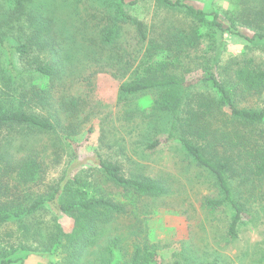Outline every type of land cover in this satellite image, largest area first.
<instances>
[{
    "label": "rangeland",
    "instance_id": "obj_1",
    "mask_svg": "<svg viewBox=\"0 0 264 264\" xmlns=\"http://www.w3.org/2000/svg\"><path fill=\"white\" fill-rule=\"evenodd\" d=\"M184 1L219 14L225 27L243 35L264 34V0ZM125 2L127 14L144 23L146 40L135 24L118 15L113 0H0L5 38L0 112L21 110L53 125L0 128V145H7L16 161L33 158L38 165L37 177L29 182L0 166V215L11 217L0 224V264L9 259L24 264H264V175L259 170L264 123H233L224 107L225 114L193 138L205 145L218 137L223 144L209 149L213 155L237 161L242 152L248 165L229 176L245 206L232 236L235 209L230 203H211L223 198L215 176L180 141H165L171 116L157 103L165 91L121 90L163 64L186 82L209 70L224 80L227 71L235 103L264 110V75L254 86L246 79L254 69L264 72V40L250 42L159 0ZM110 28L114 40L107 43L102 39ZM191 29L197 33L193 42L187 39ZM174 37L184 39L183 45L175 42L171 51L164 45L179 40ZM45 40L47 45H41ZM21 44L28 45V52L15 49ZM40 66L51 69L55 80L40 73ZM193 90L214 96L207 86ZM159 139L164 142L149 148ZM100 161L119 166L126 178L156 182L160 190L146 193L118 185ZM58 185L56 199L64 204L107 198L124 209L100 222L76 256L74 243L63 237H76L81 211L65 213L48 204L33 208Z\"/></svg>",
    "mask_w": 264,
    "mask_h": 264
},
{
    "label": "trees",
    "instance_id": "obj_2",
    "mask_svg": "<svg viewBox=\"0 0 264 264\" xmlns=\"http://www.w3.org/2000/svg\"><path fill=\"white\" fill-rule=\"evenodd\" d=\"M115 2L118 15L121 18L129 20L137 26V29L142 36V39L147 38L145 33L144 23L137 21L132 18L126 12V2L125 0H113ZM166 6L186 12L187 15L194 17L197 21L206 22L211 27H215L222 31H230L233 34L243 36L250 42L257 43L264 40V34L256 33L253 36L243 35L238 30H234L232 27H225L223 22L219 19V14L208 12L202 9H198L195 6L187 3L184 0H159ZM132 3V2H131ZM115 29L110 28L102 39L107 43L113 42ZM188 41L193 42L196 40V30L191 29L190 35L187 34ZM173 39L178 40L174 37ZM181 39V38H180ZM170 40L165 43L164 46L172 51L171 45L175 42L183 45L184 40ZM46 41L41 45L45 46ZM101 41L103 44L104 42ZM52 39L48 40V44H52ZM0 45H5V38L3 33L0 32ZM15 49L24 54L28 52V45L21 44L15 46ZM168 69V70H167ZM38 71L44 75L51 77V80H55V75L53 71L47 67L40 66ZM152 74L149 77L141 79L136 82H131L123 84L121 90L127 94L140 93L151 89L164 90V94L161 96L160 101H158V108L162 111L167 112L171 116L170 128L168 136L165 141H180L187 153L200 165L208 169L216 179V182L221 189L223 198L220 200L212 201L213 204L230 203L235 209L236 214L234 216L233 222L231 224L230 233L235 236L237 233V226L243 216L245 211L244 203L240 201L239 196H237V190L232 187L230 183L231 174L237 172V167H241L243 172L246 170L248 165L243 164L240 152L237 155V161L233 158L231 159H220L218 155H213L209 149L214 147H219L223 144L222 139L218 137L214 138L210 143L201 145L199 142L195 141L194 135L201 137L202 132L208 131L211 120L217 118L219 114H225L223 108H228L230 111L231 122L242 123V125H259L264 123V110H250L240 108L233 98L231 91L228 88L229 82V72H225L224 76L226 78L221 79L219 75L213 71L209 70L203 76L198 77L192 81L186 82L185 79L173 74L168 68V64H163L159 69L149 70ZM256 69L252 71V75H247L246 79L251 86H254L256 82L259 81L260 76L264 75V72H259ZM261 73V74H260ZM256 75V76H254ZM207 86L209 91H211L214 96H207L205 93H199L193 89L196 87ZM197 108V109H195ZM187 114L186 116L184 114ZM199 120H203V124L199 123ZM224 121L223 118L219 119ZM196 123V124H195ZM199 123V125H197ZM9 124H23L29 125L37 128L38 130L51 129L53 127L49 120L43 119L39 116L29 114L28 112L11 109L8 111L0 112V128ZM196 125V126H194ZM204 127V128H202ZM162 140H155L150 143L149 148L157 147L161 144ZM105 174L118 185L129 186L138 191L143 190L146 193H153L160 190V186L156 182L140 181L137 179H129L121 174L120 168L117 165L107 163L104 161L99 162ZM0 166L3 167L4 172L13 173V176L17 178L25 179L27 182L35 180L38 175V165L37 161L33 158H28L23 161H16L11 153L7 149V145H0ZM260 173L264 175V162H261L259 167ZM248 172V171H246ZM252 172V171H251ZM249 175H246V179ZM67 186V184H66ZM61 186L58 185L54 193L48 197L39 199L33 205V208H41L50 205L53 209L57 211H62L65 213L71 212L75 209H79L82 213V220L79 223V228L75 235L69 237L65 235L64 241L69 242V244L74 243L75 256L79 254L83 246H87L92 240L93 236L98 228L100 222H108L114 214L120 213L123 207L107 198L100 199H90V200H79L72 201L68 204H64L62 201L56 199V194L60 192ZM63 189V188H62ZM48 204V205H47ZM11 217L9 215H0V224L5 223ZM95 229V230H91ZM152 253H148L149 258H153ZM24 264L23 261L19 259H9L2 262V264Z\"/></svg>",
    "mask_w": 264,
    "mask_h": 264
}]
</instances>
